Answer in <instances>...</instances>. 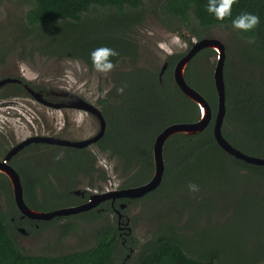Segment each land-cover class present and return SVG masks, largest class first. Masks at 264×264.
<instances>
[{
  "label": "trees",
  "instance_id": "obj_1",
  "mask_svg": "<svg viewBox=\"0 0 264 264\" xmlns=\"http://www.w3.org/2000/svg\"><path fill=\"white\" fill-rule=\"evenodd\" d=\"M11 1L24 5L23 12L5 13L3 7ZM149 1L0 0V66L18 52L20 61L25 60L27 53L29 57L80 61L90 70L93 66L89 54L101 46L118 52L113 58L115 65L128 61L132 66L129 71L116 72L111 90L98 100L106 130L93 145L96 153L89 152L88 148L29 145L12 159L11 165L20 176L24 202L30 209L51 212L73 206L78 199L70 195L71 190L75 191L74 188L84 181L94 187L98 172L100 181H107L105 172L97 167V154L115 164L113 171L117 176L125 177L120 188L147 183L153 172L151 155L156 136L170 124L192 123L199 119L198 107L182 94L172 76L175 64L184 54L167 56L164 61L167 67L161 77L160 70L152 72L135 67L139 58L138 45L129 32L143 24ZM155 1L154 16L169 33L186 42L188 49L193 40L212 38L211 33L216 28L232 33L230 46H225L226 112L221 133L233 148L252 157L264 158V0H238L233 5V16L241 11L260 16V24L252 33L233 30L230 19L217 22L206 11L207 0ZM209 58L215 60L213 50L200 51L190 61L191 66L186 67L184 77L186 83L207 101L211 122L200 133L176 134L165 142V170L160 186L135 201L148 198L161 201L176 194L183 205L177 201L174 216L169 207L160 218L153 213L158 221L141 246H136L128 230V235L122 234L124 242L117 227L109 225L97 231L95 243L88 249L57 255L27 254L16 242L20 233L17 227L31 229L34 236L64 217H54L50 223L38 221L37 229L34 224L30 226L26 218L19 219L11 186L0 174V196L8 207L5 211L0 208V264H117L116 258L120 259L118 264H264V197L257 186L258 182L260 187L264 186V167L236 159L217 145L213 119L218 103L212 78L214 65ZM27 84L38 89L34 84ZM120 87H124L122 94L117 92ZM26 94L22 85L9 84L0 90V99ZM7 144L6 140L0 143V159L9 149ZM45 156H50V163L45 161ZM16 160H25L27 164L23 168L15 167ZM231 173L240 181L238 191L233 186ZM46 181L52 184H45ZM190 182L199 185L198 193L187 190ZM244 186L250 189L249 194L242 193ZM42 190H50L51 200L63 201L65 197L68 200L48 208L46 198L39 194ZM85 194L84 201L90 193ZM240 194L254 195L259 200V219L253 224L260 244L256 252L243 249L240 244L243 236L238 240L237 226L228 224L232 213L223 224L213 219L218 212L223 213V208H214L215 204L227 206L230 201L241 199ZM151 202L154 204V200ZM106 212L114 215L110 208ZM85 215H92L94 220L99 217L93 211L78 216ZM63 227L64 233L69 228L76 231L73 223ZM136 249L137 253L133 254Z\"/></svg>",
  "mask_w": 264,
  "mask_h": 264
},
{
  "label": "rangeland",
  "instance_id": "obj_2",
  "mask_svg": "<svg viewBox=\"0 0 264 264\" xmlns=\"http://www.w3.org/2000/svg\"><path fill=\"white\" fill-rule=\"evenodd\" d=\"M156 6V1L150 0L143 24L129 32V36L138 45L139 58L135 67L148 69L152 72L160 70L167 56L184 54L188 49L186 42L161 26L160 21L154 16V10H152ZM23 9L24 5L14 1L6 2L5 7H3V11L9 14L21 13ZM232 36L229 30L223 28H216L211 33V37L219 39L225 46L227 44L230 46ZM18 55V52L10 55L5 64L0 66V79L3 77H21L36 86L44 85L47 89L52 88L57 92L63 91L78 96L95 106L98 100L104 98L111 90L115 73L129 71L132 68L128 61H120L110 73L104 75L96 72L94 68L89 70L80 61L57 60L34 55L32 58L27 53L25 54V60L20 61ZM209 60L213 61L214 65V58H209ZM193 74L196 75L197 73L193 72ZM46 129L60 132V135L66 139L79 141L94 135L98 131V122L85 112L70 109L64 111L51 109L38 104L29 97L0 99V143L6 140L8 141V148H11L18 142L38 134V131L44 132ZM88 150L96 153L94 147H90ZM13 163L15 167L19 168H23L27 164L25 160H16ZM113 166H115L113 162H109L103 155L97 154V167L105 172L106 179L108 178L107 181H100L101 179L98 178L100 172H98L96 174L98 182L94 187H89L87 182L84 181L74 189L93 194L117 188L125 177L117 176L113 171ZM231 177H234L233 186L238 191L241 187L240 181L232 173ZM98 185H100L99 189L96 188ZM257 186L264 197V186L260 187V182L257 183ZM249 190L244 186L242 193L249 194ZM47 191L49 196L45 200L46 202L43 201L47 203L46 207L53 208L54 203H60L61 200H51V192L50 190ZM170 195V197H165L161 201L159 198L138 200L132 207L125 209L124 214L129 219V224L124 226L125 231L128 227L131 229L130 236L136 241V246H141L149 238L153 226L158 221L155 216L160 218V214L164 213L166 207L171 208V215L174 216L178 209L177 201L183 205L180 196L176 194L173 196V193ZM240 196H242L241 199L236 201L225 199L227 202L230 201L227 204L229 208L226 205L215 204L214 208H223V213L218 212L213 219H216L219 224H223L232 213L233 218L229 220L228 224L237 226L238 236L236 237L240 240L242 237L239 236H243L240 243L243 249L247 252H256L260 250V244L255 237L253 224L259 219V200L254 195L245 197L240 194ZM151 200H154V204ZM223 200L221 199L222 203H224ZM0 208L3 211L8 209L7 202L2 196H0ZM151 208H153V212ZM230 208H233V211L230 212ZM69 223L74 224L76 231L69 228L64 233L63 229L65 227L62 228V226ZM115 223L114 215L106 211L101 213L96 220L92 215L68 216L34 236L23 237L19 233L16 242L27 254L57 255L71 253L92 247L95 243L94 236L97 231L109 225L115 228ZM262 224L264 232V220ZM137 251L136 249L133 254H136ZM115 261L118 264L120 259L116 258Z\"/></svg>",
  "mask_w": 264,
  "mask_h": 264
},
{
  "label": "water",
  "instance_id": "obj_3",
  "mask_svg": "<svg viewBox=\"0 0 264 264\" xmlns=\"http://www.w3.org/2000/svg\"><path fill=\"white\" fill-rule=\"evenodd\" d=\"M210 49L215 53V62L212 71V78L214 89L217 94V111L213 119V136L217 145L228 155L239 159L247 164L263 166L264 167V158L252 157L250 155L244 154L239 150L233 148L222 136L221 128L225 116V86L223 79V66L225 62V45L217 38H203L196 40L192 43V46L184 53V55L178 60L175 64L172 72L173 80L175 85L180 89L182 94L189 100H191L199 110V119L192 123H174L166 126L155 138L153 147H152V163H153V172L150 180L140 186L123 188L119 190H111L103 192L100 194H92L89 196L88 201L85 204L60 208L51 212H39L30 209L24 202L23 198V189L20 181V176L16 170L10 165L11 159L16 156L21 150L27 147L30 144L36 143H46L52 145L73 147L76 149L85 148L93 143H96L100 140L106 130V122L100 112L95 106L86 102L82 98L71 95L70 103L63 105L65 107H70L78 111H82L92 115L98 122V132L90 138L79 140V141H66L54 139L51 137H41L34 136L29 137L21 142H18L13 147H11L4 157L0 160V174L6 177L10 186L11 193L14 204L23 218H27L35 221H49L54 217H68L78 213L86 212L92 208L98 206L101 202H104L109 199L115 198H124L127 200L140 199L146 194L156 190L163 178L165 165L163 160V146L165 142L172 136L176 134L182 135H195L202 132L211 122L212 113L207 101L199 94L195 89L190 87L185 81V70L190 61L202 50ZM167 64L163 63L161 66L159 77L162 76L166 70ZM9 84H21V80L15 77H3L0 79V90ZM24 88L30 93L31 97L42 103L43 105L51 108H57L59 105H53L48 102H45L42 99V95L39 92L34 91L24 84ZM67 95L66 93H63ZM126 205L122 204L120 210H123ZM120 210L117 211L118 218L122 217ZM128 222V221H127ZM128 232L130 228H127ZM21 234H24L23 229H19ZM130 252H132L130 250Z\"/></svg>",
  "mask_w": 264,
  "mask_h": 264
},
{
  "label": "flooded vegetation",
  "instance_id": "obj_4",
  "mask_svg": "<svg viewBox=\"0 0 264 264\" xmlns=\"http://www.w3.org/2000/svg\"><path fill=\"white\" fill-rule=\"evenodd\" d=\"M161 69V68H160ZM15 78H18L19 80H21V84H19V85H22V87H23V89L26 91V95H23V96H17V98H21V97H29V98H31L32 100H34L32 97H31V95H30V93L24 88V84L25 85H27L28 87H29V85L27 84V83H30V82H28V81H26V80H24L23 78H21V77H15ZM24 82V83H23ZM32 84V83H31ZM33 85V84H32ZM36 87H38V89H33L32 87H29V88H31V89H33L34 91H36V92H39L41 95H42V99L45 101V102H48V103H50V104H53V105H59V107H57V108H51V109H56V110H68V109H70V110H75V109H73V108H70V107H65V106H63V105H67L66 103L68 102V103H70V96H71V94H69V93H67V92H63V91H55L54 89H47L44 85H42V86H40V85H37ZM63 93H66L67 95H64ZM84 100V99H83ZM34 101H36V100H34ZM38 104H40V105H43L42 103H40V102H38V101H36ZM87 102V101H86ZM89 103V102H88ZM91 104V103H90ZM92 105V104H91ZM43 106H45V105H43ZM93 106H95V105H93ZM47 107V106H46ZM97 109H99L100 110V112H101V106L98 104V102H97V105L95 106ZM88 114V113H87ZM101 114H102V112H101ZM90 115V114H89ZM92 116V115H91ZM102 116H103V114H102ZM93 117V116H92ZM104 118V117H103ZM105 120V119H104ZM41 131V130H40ZM40 131H38V134H36V135H33V136H30V137H34V136H43V137H51V138H54V139H59V140H66V141H77V140H70V139H66V138H64L63 136H61L60 135V132H55L54 130H52V129H46V131H44V132H40ZM98 132V131H97ZM96 132V133H97ZM61 133H63V132H61ZM95 133V134H96ZM94 134V135H95ZM94 135H91L90 137H93ZM90 137H88V138H90ZM29 138V137H28ZM21 142V141H20ZM95 143H93V144H91V145H89V146H87V147H85V148H90V147H93V145H94ZM30 145H43V146H56V147H62V148H73V147H66V146H59V145H52V144H46V143H43V142H40V143H36V144H30ZM29 146V145H28ZM13 147V146H12ZM10 149V148H9ZM8 149V150H9ZM74 149H76V148H74ZM83 149V148H82ZM44 151V150H43ZM19 154V153H18ZM17 154V155H18ZM16 155V156H17ZM16 156H14V157H16ZM13 157V158H14ZM12 158V159H13ZM2 159V158H1ZM0 159V160H1ZM12 159H11V161H12ZM11 161L9 162L10 163V165H11ZM45 161L46 162H48V163H50L51 162V158H50V156H45ZM12 166V165H11ZM14 168V167H13ZM45 184H52L51 183V181H49V182H45ZM120 186V185H119ZM117 187V188H115V189H112V191L113 190H119V189H123V188H120V187ZM56 188V187H55ZM108 191V190H107ZM107 191H105V192H107ZM109 191H111V190H109ZM70 193V195H73L74 197H76L78 200L76 201V203H75V205H73V206H78V205H82V204H85L87 201H88V199H89V196L90 195H92V194H89V195H87V197H86V199H85V201L83 200L84 198H85V193H88V192H85V191H81V190H79V189H76L75 191H70L69 192ZM100 193H103V192H99V193H96V194H100ZM39 194H40V196H42L43 197V199H47V197L49 196V192L47 191V190H42V191H40L39 192ZM93 194H95V193H93ZM67 197H65L64 198V200L63 201H61L62 203L64 202V203H66L67 202ZM81 200H83V201H81ZM135 201H136V199H132V200H127V199H124V198H115V199H109V200H106V201H104V202H101L98 206H96V207H94V208H92L91 210H88V211H86V212H82V213H88V212H95V213H98V215H100L101 213H103V212H105L108 208H110L112 211H113V214H114V218H115V220H116V227H117V229L119 230V234H120V238L121 239H123L124 240V242H125V238H122V234L123 235H128V234H130V232L131 231H129V233L127 234L126 233V231H125V225L127 226L128 224H129V219H128V217L124 214V211H125V209L126 208H128V207H132V202L133 203H135ZM128 203H130V204H128ZM122 204H124V205H126L125 206V208L123 209V210H120V206L122 205ZM132 204V205H131ZM73 206H69V207H73ZM62 208H68V207H62ZM60 209V208H59ZM57 210V209H56ZM118 210H120V213L122 214V217L121 218H118V215H117V211ZM122 211V212H121ZM82 213H78V214H75L76 216L77 215H80V214H82ZM75 215H71V216H74L75 217ZM19 219H21V220H23V219H25V218H23L22 216H21V214H20V217H19ZM27 219V218H26ZM28 220V222H29V225L31 226V225H35V228L37 229V228H39V225H38V221H35V220H30V219H27ZM53 221V219H51V220H49V221H41L42 223H50V222H52ZM128 221V222H127ZM129 228V227H128ZM19 229H21L20 227H17V229L16 230H18L19 231ZM24 230V236H26V237H30L31 236V229H29L28 228V230H25V229H23ZM123 243V242H122Z\"/></svg>",
  "mask_w": 264,
  "mask_h": 264
},
{
  "label": "clouds",
  "instance_id": "obj_5",
  "mask_svg": "<svg viewBox=\"0 0 264 264\" xmlns=\"http://www.w3.org/2000/svg\"><path fill=\"white\" fill-rule=\"evenodd\" d=\"M238 0H207L206 11L213 16L217 22H223L230 19V26L233 30L240 33H252L260 24V16L255 12L241 11L233 16L232 8ZM118 56L114 48L101 46L93 49L90 54V60L96 72L107 75L115 64L113 58ZM118 93L124 92V87L117 89ZM59 158V157H58ZM187 190L193 194L198 193L200 188L196 183H188ZM141 199V198H140Z\"/></svg>",
  "mask_w": 264,
  "mask_h": 264
}]
</instances>
